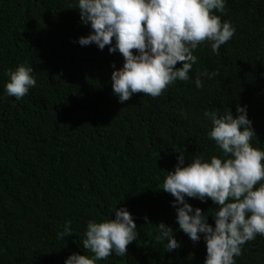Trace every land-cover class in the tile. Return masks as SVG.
I'll return each instance as SVG.
<instances>
[{"label": "trees", "instance_id": "1", "mask_svg": "<svg viewBox=\"0 0 264 264\" xmlns=\"http://www.w3.org/2000/svg\"><path fill=\"white\" fill-rule=\"evenodd\" d=\"M75 3L0 0V264H64L73 252L91 257L82 245L87 222L114 219V207L127 209L138 235L125 256L96 264H203V240L178 230L174 198L160 189L177 152L185 164L222 155L208 139L205 112L235 116L237 105L247 106L256 134L250 143L264 150V0H226L214 14L235 31L218 53L198 45L189 80L124 103L111 87L112 65L122 67L123 57L78 44L90 28ZM20 65L33 68L36 84L17 100L4 85L6 72ZM186 199L214 224L211 200ZM66 222L73 235L57 239ZM161 222L180 248L165 252L167 241L156 242ZM234 260L264 264V236L245 242Z\"/></svg>", "mask_w": 264, "mask_h": 264}, {"label": "clouds", "instance_id": "2", "mask_svg": "<svg viewBox=\"0 0 264 264\" xmlns=\"http://www.w3.org/2000/svg\"><path fill=\"white\" fill-rule=\"evenodd\" d=\"M226 0H76L80 22L89 26L86 36L78 39L80 46L94 44L99 50L106 46L109 54L123 57L122 67L113 64L111 87L119 103L142 93L158 97L177 80H189L196 63L193 52L202 43L210 44L218 53L234 35L228 21H221L214 12L223 13ZM180 64L177 67V64ZM33 68L20 65L6 72V95L17 100L35 86ZM211 78L212 75L204 73ZM195 86L201 87L199 78ZM211 120L208 139L215 142L221 156L205 159L195 156L185 164L184 152L176 156L174 170L168 171L162 189L174 199L178 230L195 242L203 240L206 255L203 264H235L241 246L264 236V150L253 147L256 136L247 115V106H236V115L205 112ZM186 198L204 203L211 200L215 210L210 214L214 224L199 207ZM114 219L88 221L82 245L92 253H71L64 264H96L111 254L123 257L127 246L137 238V225L126 208L114 207ZM147 223V217H145ZM156 242L165 245V252L181 247L173 230L161 222ZM73 235L69 223L57 233V239Z\"/></svg>", "mask_w": 264, "mask_h": 264}]
</instances>
